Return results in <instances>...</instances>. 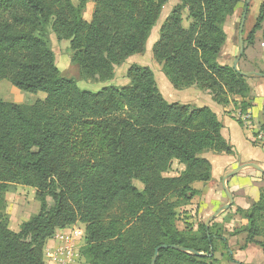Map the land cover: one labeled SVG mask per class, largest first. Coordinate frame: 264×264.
<instances>
[{"label": "trees", "instance_id": "obj_1", "mask_svg": "<svg viewBox=\"0 0 264 264\" xmlns=\"http://www.w3.org/2000/svg\"><path fill=\"white\" fill-rule=\"evenodd\" d=\"M89 2L94 8L86 21L82 12ZM78 3L0 0V82L46 95L30 106L0 99V264H44L48 240L76 224L84 226L81 255L87 264H151L156 248L164 245L204 256L161 249L155 264H219V253L226 262L241 264L228 244V237L240 233L264 255L262 189L249 209L236 210L246 221L239 230L214 232L215 221L208 231L203 222L195 231L176 225V210L198 194L191 184L211 179L203 153L233 151L210 108L167 102L148 67L131 65L125 86L93 93L61 77L54 65L49 26L58 40L69 41L82 79L110 81L116 67L144 52L168 0ZM235 5L236 0H179L166 16L152 54L173 89L196 87L218 105L228 104L227 96L248 95L245 79L218 63L222 26ZM262 21L264 5L244 47ZM174 162L183 171L166 177ZM17 183L36 190L39 211L15 233L5 194Z\"/></svg>", "mask_w": 264, "mask_h": 264}, {"label": "rangeland", "instance_id": "obj_2", "mask_svg": "<svg viewBox=\"0 0 264 264\" xmlns=\"http://www.w3.org/2000/svg\"><path fill=\"white\" fill-rule=\"evenodd\" d=\"M74 7H78V0H71ZM179 4V0H168V3L163 7L160 18L155 25V27L149 33L148 40L146 42L145 50L141 54H135L128 57L124 63L116 67L113 71V78L107 82L100 81H87L82 79L80 75V70L77 65L72 62L73 53L70 49V43L67 40H58L57 36L52 32L50 26L46 30V38L49 40L50 49L54 56V65L57 68L61 77L73 80L80 90L98 92L104 87L114 86L121 88L128 83L126 78L127 69L131 65H138L143 67H148L154 74L156 85L164 98L166 96L165 87L166 82L163 78L161 72V66L154 60L152 54V47L159 37V27L165 20L166 16L170 11ZM245 0H236V5L233 12L225 18L222 26V31L225 34V42L221 48L218 63L223 66H229L232 68L234 59L238 53V30L240 26V21L243 15ZM264 5V0H251L246 12L243 37L247 39L254 27L256 26L259 12ZM94 4L89 2L85 5L83 9V18L89 21L91 14L93 12ZM190 21L187 19L186 15L182 16V26L188 28ZM238 68L242 72H254V73H264V21H262L253 35L252 42L245 43V51L239 62ZM167 80V79H166ZM168 82V81H167ZM248 85L249 92L246 97L239 96H227L228 104L218 105L213 101V97L209 95L207 91H201L196 87L194 90L200 91L204 96H208L212 102L219 107L229 106L228 111L225 115L231 116L238 125L240 130L247 132L250 136L249 148L253 155L264 157V122L262 118L263 103H264V79L253 78L245 79ZM169 83V82H168ZM11 94H10V93ZM13 92V93H12ZM46 98L44 93H25L15 87H13L8 81L2 80L0 82V99L3 102L14 103L16 105L30 106L37 101H43ZM193 106V105H191ZM196 108H201L204 106H193ZM216 115V114H215ZM249 116L251 119V126L249 128L242 122L243 117ZM239 154H244L242 150V142L237 146ZM207 153H213L211 151H205L203 157ZM214 154V153H213ZM182 171L180 170V165L174 162L168 173L165 174L166 177H176ZM200 182H196L194 187L197 188L201 186ZM134 185L139 189L142 186L138 182H134ZM5 200L7 202V215L8 221L11 228H16L19 224L29 220L33 215H36L39 211V203L36 198V190L33 188L25 187L20 183L10 185L8 192L5 194ZM48 204L51 203L50 199H46ZM187 205H181L176 210L177 218L176 225L179 230H183L187 223L184 217L187 214ZM226 212L222 213L212 226V230L222 231V224L219 223L222 216ZM264 216V214H263ZM121 219V216H118ZM227 219V218H225ZM218 220V221H217ZM264 224V217L261 219L260 225ZM189 225V224H188ZM76 227L84 228L81 224H76ZM259 241H263L262 238H258ZM84 243V242H83ZM219 258V254L215 255ZM263 256L259 252L254 260L262 259ZM264 260V259H263Z\"/></svg>", "mask_w": 264, "mask_h": 264}, {"label": "crops", "instance_id": "obj_3", "mask_svg": "<svg viewBox=\"0 0 264 264\" xmlns=\"http://www.w3.org/2000/svg\"><path fill=\"white\" fill-rule=\"evenodd\" d=\"M163 78L167 85L165 87L166 96H164V99L169 103L210 108L222 125L221 136L233 148L231 155L205 154L204 157L211 164V179L206 183H199L201 186L197 188L194 187L196 182L191 184L192 189L198 194L186 206L188 213L184 215L187 218L184 221L195 231L199 223L204 222L217 209L227 203L221 184L223 175L244 164H256L264 170V157L252 154L248 143L250 142L249 134L240 130L238 123L231 116L225 115L229 106L219 107L215 105L208 96H204L200 91L194 90V88L175 90L167 82L165 76ZM241 142L244 154H239L237 149V146ZM183 169L184 166L180 165V170L183 171ZM227 188L232 195L233 204L226 214L222 216L219 223L222 224L224 232L231 233L245 226L246 221L237 215L236 210H247L253 203L259 200L260 190H264V175L251 168H244L227 180ZM20 225L14 229L9 224V229L17 233ZM245 239V233H240L235 237H228V244L234 261L241 264H264V255L260 248L253 244L247 245ZM259 252L263 258L255 261L254 257ZM216 259L220 262L219 264H236L223 260L220 253L219 258L216 257Z\"/></svg>", "mask_w": 264, "mask_h": 264}, {"label": "water", "instance_id": "obj_4", "mask_svg": "<svg viewBox=\"0 0 264 264\" xmlns=\"http://www.w3.org/2000/svg\"><path fill=\"white\" fill-rule=\"evenodd\" d=\"M251 0H245V5H244V10H243V15L240 21V26H239V30H238V53L236 58L233 61L232 64V69L233 71L238 74L240 77L244 78V79H253V78H259V79H264V74L263 73H254V72H242L239 70L238 65L239 62L242 58V55L244 54V37H243V30H244V24H245V18H246V12L248 10V6ZM262 118H263V122H264V103H263V111H262ZM244 168H251L259 173H261L262 175H264V170L261 169L258 165L256 164H244L239 166L238 168L227 172L226 174L223 175L222 177V189L223 192L226 196L227 199V203L225 205H223L222 207H220L219 209H217L211 216H209L204 222L203 225L206 229V231H208L209 229V225L216 220V218L218 216H220L222 213L227 212L229 210V208L232 206L233 204V198L231 193L229 192L228 188H227V180L233 176H235L236 174H238L242 169ZM174 249L180 252H186L188 254H191L193 256H204L203 253H198L195 251H187L184 248L178 247V246H159L158 248H156L155 252H154V256L152 258L151 264H155L156 259L158 257V252L161 249Z\"/></svg>", "mask_w": 264, "mask_h": 264}, {"label": "built area", "instance_id": "obj_5", "mask_svg": "<svg viewBox=\"0 0 264 264\" xmlns=\"http://www.w3.org/2000/svg\"><path fill=\"white\" fill-rule=\"evenodd\" d=\"M242 122L253 129L249 116L243 117ZM84 235V228L76 225L57 230L45 245L44 264H87L81 255Z\"/></svg>", "mask_w": 264, "mask_h": 264}]
</instances>
